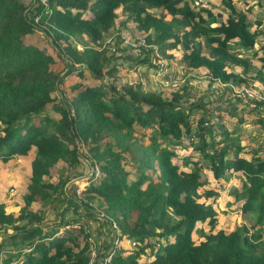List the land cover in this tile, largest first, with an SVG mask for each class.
Instances as JSON below:
<instances>
[{"label":"trees","instance_id":"trees-1","mask_svg":"<svg viewBox=\"0 0 264 264\" xmlns=\"http://www.w3.org/2000/svg\"><path fill=\"white\" fill-rule=\"evenodd\" d=\"M252 1L0 0V163L27 156L30 169L17 213L0 203V232L11 229L0 240V264H89L88 232L63 216L67 200L115 223L110 264H264V155L262 147L241 152L235 133L247 120L227 100L230 85L245 83L251 58L260 59L264 0ZM254 5L261 12L251 18ZM122 15L120 28L129 23L143 40L134 63H152L156 46L167 68L177 52L185 72L200 70L229 91L192 102L187 82L162 92L123 79L129 58L102 46ZM258 49L264 54V44ZM253 79L264 85V69ZM254 120L264 131L262 114ZM180 150L187 153L178 158ZM81 158L92 172L72 198L69 177L48 176L59 161ZM225 175L234 176L227 186ZM221 191L241 201V222L229 231H213ZM58 203L48 222L45 209Z\"/></svg>","mask_w":264,"mask_h":264},{"label":"rangeland","instance_id":"rangeland-1","mask_svg":"<svg viewBox=\"0 0 264 264\" xmlns=\"http://www.w3.org/2000/svg\"><path fill=\"white\" fill-rule=\"evenodd\" d=\"M192 1L205 2L207 0ZM23 2L27 3L28 0H23ZM252 2V0H249L248 4H251ZM251 9L252 13L249 15L251 18L260 16L261 10L259 9V7L254 5V7H251ZM120 21H125V15H122V17L116 19L115 28H113V30H111L108 35L105 36V39L102 42V46L105 47V50L108 54H111V52L115 51L121 56L129 58L123 61L125 64L124 66L127 69H122L121 71L119 70L120 76H122L123 79L129 82L140 83L144 90H157L162 92L171 91L175 85L180 88L182 85H184L185 82H187V85L189 86V90H187V92L192 102H196L200 98H202L204 102H207L209 99H215L217 96L229 91L230 89L227 100L230 102H235L237 113L245 116L247 120L239 126L235 133L239 135L240 144L245 145L243 146L241 152L244 153L246 151H249V148L255 149L256 147H262V150L259 149L257 154L264 155V131L260 127L258 121L256 122L254 120V118L260 114H262V116L264 117V106L258 104L259 101L264 99V85L253 79L256 69H264V61H262V58H264V54L258 49L259 44H264V36L258 38V45L254 47L257 52V56L260 57V59H258L257 57L251 58V69L246 74L241 75V68H232L234 72H237L241 76H244L245 83H242L240 85H230L231 87L228 89V86L220 85L212 81L209 82L208 79L204 76L203 72L200 70L196 72L192 71L190 73L185 72L183 68L177 63V52H175L176 55H174L175 58H173V61L169 62V65L166 68L167 71L165 73H163V71H159L158 66L156 69H154L152 66L154 62L162 61L163 64L165 62V60L159 55L156 46L152 48V53L150 55V61L152 63L149 64V62H147L140 65L137 64L138 62L134 63V61L141 60L140 58L143 56V53L139 52V49L136 48L138 45H140L139 43L141 37L140 34L135 33L133 26L129 23L124 24L123 28H120ZM117 40H121V43L119 44ZM156 55H158V57H156ZM63 72L64 70L60 72V75L58 77H60ZM72 80V77H64L65 82H71ZM65 84H63V86ZM244 89L248 91L250 96L245 95L243 91ZM209 108L212 115L216 116L217 113L215 111H212L214 106L211 105ZM191 112V114L193 115L190 116V119H195L197 117L196 114H198V111L194 110ZM223 120L225 124H231L234 121V118L229 117L228 115H223ZM79 149L81 150V153H84V148L80 147ZM186 153V151L180 150L178 152V158L185 156ZM196 157V155H193L194 159ZM29 170V157L27 156H15L7 160L6 162L0 163V203L4 202L6 212L17 213L19 207L21 206V195L25 191L24 182L28 177ZM91 172L92 169L82 158L77 164H71L68 160H62L59 161L53 168H51L48 180L57 182L60 179L65 180L67 177H69L70 179L65 183V187L68 192V196L75 198L76 196L78 197L79 190H81V188L84 186V182L86 181L87 177H89ZM202 178H204V176ZM233 178L234 176L232 175H225L223 177L225 185L227 186L229 183H232ZM237 178H239V176H237ZM49 202L50 200H48L46 203L48 204ZM60 204L61 203L55 204L52 209H50V206L47 207L48 209H45L44 214L48 222L56 221V218L58 216L57 210L60 208ZM71 204L72 203L70 200L65 201L64 205L66 207L68 206V209H66V211L63 213V216L66 220L72 219L74 216L75 218L80 219L83 227L86 228L88 232V239L91 243V249H94V251L97 252H95L96 257L100 256V251L98 248L99 245L100 250H104V244L109 245V247L112 246V236L109 225H107V223L100 219V216H102V214L98 210L95 212V210H93L92 208L88 212L79 207L77 209H74ZM240 205L241 201L235 202L229 195H226L224 191H221L214 199L213 207L216 212L217 218L213 231L217 229H224L225 231H229L235 223H240ZM32 208L34 209L35 206H33ZM73 212L76 215H74ZM200 226L203 228L204 232L208 233L204 224H201ZM67 227L72 226L68 225ZM5 232L10 233L11 229L6 228L2 232H0V240L2 239V237H4ZM192 238L195 243H198L202 240V237L194 232L192 234ZM122 241H125V239H123ZM129 244L130 247H133V241H129ZM107 249L108 248H106L105 250ZM107 251H109V249Z\"/></svg>","mask_w":264,"mask_h":264},{"label":"built area","instance_id":"built-area-1","mask_svg":"<svg viewBox=\"0 0 264 264\" xmlns=\"http://www.w3.org/2000/svg\"><path fill=\"white\" fill-rule=\"evenodd\" d=\"M139 44L142 45L143 44V40H140ZM156 57H158V55H156ZM156 63H157L159 71H163V73H165L167 71L166 67L164 66L162 61H156L155 64ZM243 91H244L245 95L250 96V94L248 93V91L246 89H244ZM241 95H243V94H241ZM71 226L74 227V228H78V226L76 224L71 225ZM110 230L112 232V239H111L112 240V246L109 248V251H107L108 249L105 250V251L104 250H100V245H99L98 247H99V251H100V256L96 257V253L97 252L94 251V249H90V261H89V264H110L111 256L113 255L114 250H115V248L118 245L119 240H120V236H119L120 232H119L117 226L115 225V223L112 222V221H111V224H110Z\"/></svg>","mask_w":264,"mask_h":264},{"label":"crops","instance_id":"crops-1","mask_svg":"<svg viewBox=\"0 0 264 264\" xmlns=\"http://www.w3.org/2000/svg\"><path fill=\"white\" fill-rule=\"evenodd\" d=\"M176 55V54H175Z\"/></svg>","mask_w":264,"mask_h":264}]
</instances>
